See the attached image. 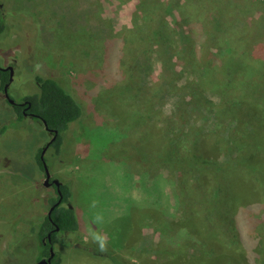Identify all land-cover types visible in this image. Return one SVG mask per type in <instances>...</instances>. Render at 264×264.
Masks as SVG:
<instances>
[{"label": "rangeland", "instance_id": "1", "mask_svg": "<svg viewBox=\"0 0 264 264\" xmlns=\"http://www.w3.org/2000/svg\"><path fill=\"white\" fill-rule=\"evenodd\" d=\"M241 1L248 4L235 30L254 25L255 17L264 21V0ZM0 3V16L8 19L0 66L13 68L9 95L20 101L39 91L34 76L52 77L83 110L63 133L61 153L50 147L45 155L50 177L72 182L79 222L76 239L65 237L70 247L52 246L58 264H230L219 249L233 240L231 221L249 263L264 264V242L258 248L255 240L264 234V151L250 137L264 126L235 121L216 105L219 78L215 89L201 86L212 104L191 102L196 94L187 84L199 67L188 61L194 47L187 39L196 42L200 34L187 16L197 6L186 0ZM256 39L264 46V36ZM197 50L201 59L213 56L208 44ZM5 100L0 92V125L9 124L0 135V264H38L47 249L31 229L55 193L44 185L37 154L51 135L36 117L15 120ZM155 123L158 146L180 142L189 156L201 146L204 165L190 161L180 169L164 161L155 149Z\"/></svg>", "mask_w": 264, "mask_h": 264}, {"label": "trees", "instance_id": "2", "mask_svg": "<svg viewBox=\"0 0 264 264\" xmlns=\"http://www.w3.org/2000/svg\"><path fill=\"white\" fill-rule=\"evenodd\" d=\"M187 1L192 2L193 6L199 8V11L192 8L193 10H191L190 16H187L188 20H190V25L198 27L197 32L200 34L195 39L196 42L191 35H188L187 39V44L194 47L192 54L188 57V61L192 66L199 67L196 70L195 76L187 84V86L193 88L196 94L190 98L192 100L191 102L197 101L199 98H202V100L206 99L205 88H201V86L206 83L209 86H214L213 89H215V85L218 84L217 79L219 78L221 79V83L218 85V88L221 94L219 93L218 95L216 105L220 106L222 111L227 112L235 121L248 118L252 121L253 127L259 129V126H264V52L261 51L264 46L257 45L260 38L257 40L256 37L262 38L264 36V21L255 17L253 18V22L256 24L251 25V23H247L246 26L235 30L233 22L237 20L238 14L247 7L248 3H243L241 0ZM176 9L181 11L180 6ZM7 23L8 19L6 16H0V32H3V37L6 35L5 29ZM167 27L168 24L163 25V28L167 29ZM198 43L201 45L204 44V46L208 44V47L210 46L212 48L213 56L211 58L204 57V59H201L197 53ZM195 44L197 45L196 48ZM215 60L216 62L220 61L218 66L214 64ZM8 76V71L0 69V92H3L4 83L9 79ZM34 78L38 84L39 91L25 98L31 101L30 110L39 114L49 127L58 130L57 138L52 143V147L54 149V155H59L63 145V133L69 130L71 124L81 119L83 110L76 98L54 78L40 75L34 76ZM152 85V91L155 92L157 86L154 83ZM5 101L12 106L7 98ZM206 101L207 105L212 104V101L207 99ZM12 108L16 114L15 120L21 121L24 119L25 116L19 106H12ZM8 125V123H1L0 135L5 132ZM150 126L153 129L155 128L154 131L156 130L155 149L164 161L166 160L170 164L174 163L180 169L184 168L190 161L195 165H200L199 167L204 165L207 159L204 152L200 149L201 146L198 147V151L194 155L191 154L190 156L186 153L184 154L183 150H180V142L173 148L165 149L162 146H158L159 142L157 137L161 133L160 127L158 129L156 123L155 125L150 124ZM250 137L253 147L261 148L263 152L264 132L259 133L258 136L252 134ZM204 148H207V146H204ZM40 151L41 148L38 152L39 154H37V160L39 167L43 170L44 165L43 159L40 157ZM44 159L46 158L44 157ZM262 183L264 184V177ZM60 189L63 194V201L71 203L74 189L72 182L61 181ZM55 200L56 198L52 196L49 198V203H53ZM51 220L60 228L59 232L52 234L51 246L63 244L68 247L70 244L66 241L65 237L70 235V237L76 239L75 234L79 229V222L74 206L72 208L68 204L56 206L51 212ZM51 220L46 213L41 222L36 223L31 229L34 234H37L36 238L39 237V240L42 242L47 232L53 227ZM37 224L39 227H37ZM230 228L234 233L233 240H229L227 245L219 249V251L222 255L228 256L226 258L229 259L230 264H235L238 261L241 264H251L249 263L250 259L248 260L243 250L244 242L240 238L239 231L232 221ZM256 239L257 247L260 248L264 242V234L258 235ZM48 246L49 244H44L45 249ZM75 248L80 247L76 246ZM82 248L88 249L85 246ZM46 253L44 252V254ZM60 258V255L55 253L52 264H58L61 261Z\"/></svg>", "mask_w": 264, "mask_h": 264}, {"label": "flooded vegetation", "instance_id": "3", "mask_svg": "<svg viewBox=\"0 0 264 264\" xmlns=\"http://www.w3.org/2000/svg\"><path fill=\"white\" fill-rule=\"evenodd\" d=\"M2 6V4L0 3V7ZM1 35H3V32H0V36ZM5 67H8V69L7 70H4V69H2V68H5ZM9 67H12V66H0V69L1 70H3V71H8V78L10 79V73H11V69L9 68ZM12 73H13V68H12ZM9 79H8V81L7 82H5L4 83V87H5V85L7 84L8 85V88H9V86H10V84H11V82H9ZM3 92H4V88H3ZM4 95H5V92H4ZM11 97V96H10ZM15 100V99H14ZM12 104V106H19L20 107V110H21V112L23 113V115L25 116V117H29V116H32V117H37L40 121H41V123H43V125H44V127H45V129H46V131L48 132V133H50V139L48 140V141H46V143L43 145V146H41L42 148H43V150L41 149V151H40V157H41V159H43V165H44V169H43V171H44V173H45V177H46V169H45V164H46V166H47V163H46V159H44V157H45V155H46V153H47V151H48V149H50V147H52V143L55 141V139L57 138V134H58V130L57 129H55V128H51V127H49L48 125H45V123H44V121H43V119L41 118V116L39 115V114H37V113H35V112H33L32 110H30V107H31V101L29 100V99H27V98H23V99H21L20 101H16L15 100V103H11ZM41 152H42V154H41ZM47 168H48V166H47ZM49 169V168H48ZM55 178L54 177H50L49 178V180L46 182V181H44V185L45 186H47V187H52V189L54 190V193H55V195L53 196L54 198H56V200L53 202V203H49V198H51V197H49L47 200V202H48V210H47V214H48V216H49V218H50V220H51V212H52V210L56 207V206H59V205H63V204H68V206L70 207L71 206V208L73 207L72 205H70L71 203H69L68 201H63V194H62V191H61V193L59 192V190H58V187L53 183V180H54ZM61 181V180H60ZM61 190V189H60ZM58 200H60L59 201V204H56L57 202H58ZM51 208H52V210H51ZM51 211V212H50ZM49 212H50V214H49ZM51 222H52V224L51 225H53V227H51L50 228V230L47 232V234H46V236H45V238H43V243L45 244V245H48L49 244V246H48V248H47V253L46 254H44L42 257H41V260L42 259H48L49 258V256H50V249H51V243H52V234L53 233H55V232H59L60 231V228L59 229H57L56 227H59V226H57L56 224H55V222H53L52 220H51ZM53 258H54V256L52 257V259H51V261L53 260ZM40 262V261H39ZM39 262H38V264H39Z\"/></svg>", "mask_w": 264, "mask_h": 264}, {"label": "water", "instance_id": "4", "mask_svg": "<svg viewBox=\"0 0 264 264\" xmlns=\"http://www.w3.org/2000/svg\"><path fill=\"white\" fill-rule=\"evenodd\" d=\"M10 69H11V73H10V79H9V82H11L12 81V67H9ZM2 69H4V70H7L8 69V67H5V68H2ZM4 92H5V97L8 99V101L10 102V103H15V100L12 98V97H10V95H9V93H8V85L6 84L5 85V87H4ZM43 121H44V123H45V125H47V123H46V121L43 119ZM45 169H46V177H45V181L47 182L48 180H49V178H50V172H49V169L47 168V166H46V164H45ZM53 183L58 187V190H59V192L61 193V190H60V185H61V181L59 180V179H54L53 180ZM59 201L60 200H58V202L56 203V204H59ZM71 205V204H70ZM71 207V206H70ZM51 210H52V208H51ZM51 212V211H50ZM50 212H49V214H50ZM57 229H59V227H56ZM55 255V251H54V248L51 246V249H50V256H49V258L46 260V259H42V260H40V262H39V264H52V261H51V259H52V257Z\"/></svg>", "mask_w": 264, "mask_h": 264}]
</instances>
